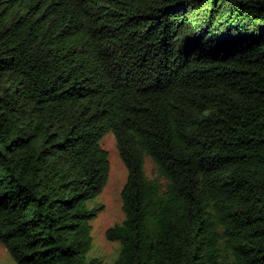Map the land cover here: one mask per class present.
<instances>
[{"label": "trees", "instance_id": "trees-1", "mask_svg": "<svg viewBox=\"0 0 264 264\" xmlns=\"http://www.w3.org/2000/svg\"><path fill=\"white\" fill-rule=\"evenodd\" d=\"M109 130L128 169L115 264H264V0H0L15 262L105 264L85 256Z\"/></svg>", "mask_w": 264, "mask_h": 264}, {"label": "rangeland", "instance_id": "rangeland-1", "mask_svg": "<svg viewBox=\"0 0 264 264\" xmlns=\"http://www.w3.org/2000/svg\"><path fill=\"white\" fill-rule=\"evenodd\" d=\"M101 145L108 151L110 170L101 193L88 199L87 205L98 208L92 220V246L86 253V258L99 257L105 264H115L121 250L119 240L108 239L106 231L109 227L122 223L125 219L121 192L127 181L128 169L120 158L117 140L112 131H107L101 139ZM145 172L149 178H160L158 168L148 155L144 156ZM162 183L165 182L161 179ZM0 264H19L15 262L3 243L0 242Z\"/></svg>", "mask_w": 264, "mask_h": 264}]
</instances>
